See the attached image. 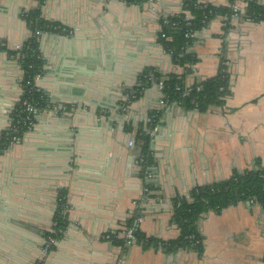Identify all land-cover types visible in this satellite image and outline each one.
Wrapping results in <instances>:
<instances>
[{
  "label": "crops",
  "instance_id": "1",
  "mask_svg": "<svg viewBox=\"0 0 264 264\" xmlns=\"http://www.w3.org/2000/svg\"><path fill=\"white\" fill-rule=\"evenodd\" d=\"M239 13L217 16L195 33L190 72L175 67L157 38L159 20L181 11V0H43L40 16L71 33L39 37L42 73L35 84L47 98L34 126L0 155V264H264V210L240 202L197 221L200 251L123 249L103 239L119 232L136 208L141 234L159 241L179 235L172 200L234 173L264 169V24ZM264 5V0H254ZM214 8L228 0H200ZM37 0H0V42L19 49L30 37L23 14ZM17 56L0 51V134L10 127L21 96ZM227 74L223 105L186 110L161 104L150 83L127 102L140 74L183 76L185 88ZM153 127L150 129V123ZM150 132L153 164L145 178L133 144ZM149 198L137 205L145 187ZM66 190L67 226L44 251L58 190Z\"/></svg>",
  "mask_w": 264,
  "mask_h": 264
},
{
  "label": "trees",
  "instance_id": "2",
  "mask_svg": "<svg viewBox=\"0 0 264 264\" xmlns=\"http://www.w3.org/2000/svg\"><path fill=\"white\" fill-rule=\"evenodd\" d=\"M39 7L23 14V20L30 37L18 51H10L5 47H0V51L8 56H17L18 63L22 71L21 88L22 94L12 113L10 127L0 134V155H2L11 145L13 138L18 141L27 133L26 127L21 123L24 117L22 103L29 99L37 104L39 111L47 105V98L43 92L31 91L34 77L42 73L43 62L39 52V37L36 32L41 33H61L57 23L45 21L40 16V5L43 0H37ZM144 0H125L127 4H139ZM199 0H181V11L173 16L163 17L159 20L160 32L157 41L170 56L171 63L175 67L184 70L185 74L190 72V67L196 64V57L188 52V48L194 38L195 33L202 30L207 24L217 16L225 19L231 18L234 14L231 10L236 0H228L229 6L214 8L202 3ZM239 13V12H238ZM188 16V18H187ZM244 17L250 21L264 24V5H260L254 0H247L244 9ZM166 22V23H165ZM204 22V23H203ZM192 33L191 39L185 38L186 34ZM164 35V37H162ZM227 74L225 67H220L218 74L191 88L183 85V76L174 74L161 75L154 69L144 70L136 86L127 96V102L137 99L142 90L150 83L154 82L162 86L161 94L164 104L176 102L186 110L205 111L211 106L223 105L224 99L228 95ZM29 82L30 85H27ZM188 92L185 95V92ZM153 119L150 129L153 127ZM150 132L138 130L134 138V145L139 149L137 164L141 168L140 177L145 178L149 168L153 164L150 150ZM142 157V162L139 161ZM139 201L149 198V187H145ZM142 199V200H141ZM240 202H250L259 205L264 210V169L234 173L229 179L213 183L206 186L191 189L186 196H177L172 200V219L179 230L178 237L173 241L164 242L167 247L165 251L175 249H194L200 251L202 244L197 245L196 240L202 241L197 231V221L209 212H219L229 206ZM67 199L66 190L60 189L57 192V207L53 216V227L44 237L57 241L67 226ZM140 216V209L136 208L131 217L125 223V229H131L138 242L148 244L156 243L158 240L147 238L138 229L137 219ZM119 232L111 234L112 243L121 246L123 240L118 236ZM54 248L49 245L48 252ZM264 262V256H263ZM42 264V263H37Z\"/></svg>",
  "mask_w": 264,
  "mask_h": 264
},
{
  "label": "built area",
  "instance_id": "3",
  "mask_svg": "<svg viewBox=\"0 0 264 264\" xmlns=\"http://www.w3.org/2000/svg\"><path fill=\"white\" fill-rule=\"evenodd\" d=\"M122 3H125V0H118ZM198 3H201L200 0L198 1ZM231 10L233 11V16H236L237 13L239 12V8L238 6H236V4H234L233 6H231ZM188 18V16H187ZM166 23V22H165ZM204 23V22H203ZM58 29H60L61 33H58V34H69L71 33L66 27L64 26H58L57 27ZM44 34V33H41V32H36L35 35L38 36V37H41V35ZM164 37V35L162 36ZM193 37L192 33L190 34H186L185 35V38L187 39H191ZM0 47H3L2 43H0ZM23 75V74H22ZM39 78V76H35L34 77V83L31 87V91H34L36 93L40 92V89L38 88V86L35 84L36 80ZM27 85H30L29 82H27ZM160 86V89H162V86ZM188 92L186 91L185 92V95H187ZM161 104H164V102L162 101L161 99ZM22 109H23V114H24V117L22 118V125L24 127H26L27 129V132L31 131V129L33 128L34 126V120H35V117L37 116V114L39 113V108L37 106V104L33 103L32 101H30L29 99L25 100L23 103H22ZM14 143L18 142L17 139L13 138V141ZM133 142H129L128 143V146L129 147H132L133 146ZM143 158L142 157H139V161L142 162ZM141 219L138 218L137 219V222H140ZM103 239L106 240V241H111L112 238H111V235L110 234H105L103 236ZM121 239L123 240V243L121 246V248L123 249H126V248H130V247H134V246H139L143 249H153V250H157V251H160V252H166L165 249L167 247V245L164 243V241H157L156 243H152V244H148V243H144V242H138L134 236V233L131 229H125L122 233V236H121ZM55 240H52V239H46L45 238V245H44V251L45 252H48V249H49V245H54L55 244ZM197 245H199L200 243L202 244V241H199V240H196L195 242ZM116 264H124V259L123 258H120Z\"/></svg>",
  "mask_w": 264,
  "mask_h": 264
},
{
  "label": "rangeland",
  "instance_id": "4",
  "mask_svg": "<svg viewBox=\"0 0 264 264\" xmlns=\"http://www.w3.org/2000/svg\"><path fill=\"white\" fill-rule=\"evenodd\" d=\"M1 43V42H0ZM2 45H3V47H5V49H8V47H7V45H6V43L5 42H3L2 43ZM19 50V48L18 47H16V48H14V50L13 51H18ZM21 92H22V88H21ZM22 94V93H21Z\"/></svg>",
  "mask_w": 264,
  "mask_h": 264
}]
</instances>
